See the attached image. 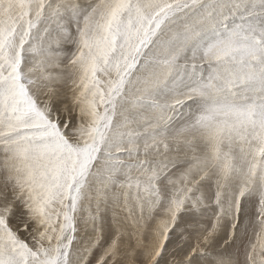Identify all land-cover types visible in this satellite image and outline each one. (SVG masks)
Masks as SVG:
<instances>
[{"label":"snow or ice","instance_id":"1","mask_svg":"<svg viewBox=\"0 0 264 264\" xmlns=\"http://www.w3.org/2000/svg\"><path fill=\"white\" fill-rule=\"evenodd\" d=\"M0 264H264V0H0Z\"/></svg>","mask_w":264,"mask_h":264}]
</instances>
